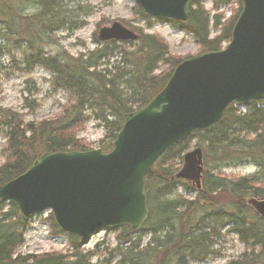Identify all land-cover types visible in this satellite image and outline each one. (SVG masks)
<instances>
[{
	"label": "trees",
	"instance_id": "trees-1",
	"mask_svg": "<svg viewBox=\"0 0 264 264\" xmlns=\"http://www.w3.org/2000/svg\"><path fill=\"white\" fill-rule=\"evenodd\" d=\"M80 1L0 0V16L4 19L0 40L8 42L7 38L15 36L26 41L29 54L24 63L39 65L49 72L54 88L69 97L53 121L23 125L9 111H0L7 153L0 165V185L26 171L39 153L90 150L75 134L89 119L97 121L104 132L97 149L109 152L125 116L145 106L184 59L171 56L165 41L140 29L134 42L101 43L93 35L96 47L86 55H43L42 45L51 44L55 32L71 24L72 11L66 5ZM211 1L213 11L217 12L230 0ZM236 2L237 9L226 23H222L220 13L210 15L204 0H189L187 21L171 23L193 37L198 53L216 52L230 40L241 9L240 1ZM28 7L32 8V15L24 14ZM134 8L149 23L150 17L143 15L136 5ZM211 29L214 36L210 35ZM113 58L118 61L111 62ZM160 66L165 71L158 73ZM243 109L242 112L230 106L223 121L212 130L194 133L155 162L152 175L145 179L149 218L137 234L126 227L117 230L119 245L110 254L112 259L118 258L117 264L204 261L214 254L215 240L229 234H234L246 250L227 264H264V221L245 202L248 198L264 199V104L255 101ZM192 146L202 149L205 167L209 161L212 163L210 171L203 172L199 189L172 179L180 169L183 155ZM244 165L253 166L256 171L237 179L211 173ZM179 186L186 197L177 194ZM190 194L193 199H186ZM22 230L18 211L10 203L0 202V264H91L90 255L80 251L82 243L72 236L67 238L71 247L68 254L18 255L16 251L24 242ZM146 234L148 243L141 246L135 238Z\"/></svg>",
	"mask_w": 264,
	"mask_h": 264
},
{
	"label": "water",
	"instance_id": "water-1",
	"mask_svg": "<svg viewBox=\"0 0 264 264\" xmlns=\"http://www.w3.org/2000/svg\"><path fill=\"white\" fill-rule=\"evenodd\" d=\"M189 0H134L152 18L187 21ZM229 43L181 61L163 88L142 108L127 114L112 148L43 152L18 177L0 185V202L13 205L20 225L48 212L54 225L83 244L105 229L137 233L146 223L145 178L168 149L222 122L229 106L264 100V0H240ZM99 42L136 41L120 23L98 31ZM202 151L182 158L175 179L198 189ZM246 204L264 221V199Z\"/></svg>",
	"mask_w": 264,
	"mask_h": 264
},
{
	"label": "rangeland",
	"instance_id": "rangeland-1",
	"mask_svg": "<svg viewBox=\"0 0 264 264\" xmlns=\"http://www.w3.org/2000/svg\"><path fill=\"white\" fill-rule=\"evenodd\" d=\"M203 5L211 16L214 13H220L223 17L222 23H226L237 9L236 0H230L229 4L220 6L217 12L213 11L211 0H204ZM76 6H80V9H76ZM134 7V0H81L79 4L77 2L68 3L67 10L72 11L69 16L71 24L55 32L51 44L42 45L43 55L72 58L86 55L96 47L92 41L93 35L97 38L101 28L109 27L115 22L120 23L136 35L138 34L137 29H140L144 34L160 37L168 45L171 56L176 58L183 59L198 54V45L191 35L177 29L169 21H156L154 18H150L148 23L144 17L135 12ZM24 14L32 15V8L28 7ZM3 28L4 19L0 16V29ZM210 35H215L213 29H211ZM7 40L8 42L0 40V111H9L8 113L18 117L23 125L53 121L66 105L69 99L68 93L56 90L52 85L50 73L39 65L30 66L24 63L29 54L26 49V41L20 40L19 37L15 38V36H12L11 39L9 37ZM112 61H118V58H113ZM164 71L165 67L160 66L158 73ZM262 102L264 104V100ZM240 111H243V107H240ZM5 134V127L0 125V165L5 162L7 155ZM75 134L78 140L93 150L97 149L104 132L97 121L89 119L82 127L76 129ZM192 145L195 143L192 142ZM194 148L196 147L192 146L190 150ZM211 165L212 163L209 161L205 167L202 160V174L206 169L210 171ZM255 171L253 166L244 165L224 167L216 172L211 170V173H218L229 179H237L252 175ZM182 182L188 183L195 189V186L190 182ZM177 194L184 196L185 192L182 186H179ZM188 198L192 200L193 194L187 196L186 199ZM218 201L220 202V200ZM55 228L53 220L49 219L47 212L37 215L24 225L22 230L24 242L17 249L16 254L21 256L50 253L68 254V251L71 250L68 236L62 233L60 235L58 229ZM117 235V230L100 231L87 243L82 244L80 251L90 255L91 264H117L118 258L112 259L110 256V254H114L113 250L119 245L116 239ZM135 239H139L141 246H145L148 243L149 235L146 234ZM214 244L212 249L214 254L204 261H190V264H227L231 260H236L246 250L237 241L234 234L225 235L221 239L215 240Z\"/></svg>",
	"mask_w": 264,
	"mask_h": 264
}]
</instances>
